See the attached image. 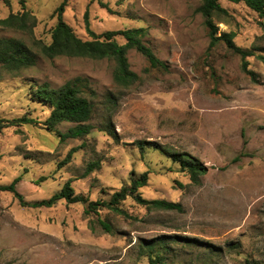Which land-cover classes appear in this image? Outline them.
Segmentation results:
<instances>
[{
	"label": "rangeland",
	"instance_id": "rangeland-1",
	"mask_svg": "<svg viewBox=\"0 0 264 264\" xmlns=\"http://www.w3.org/2000/svg\"><path fill=\"white\" fill-rule=\"evenodd\" d=\"M62 1L25 0L35 26H0V38L21 39L36 53L34 66L0 78V118L35 121L0 133V186L20 177L16 190L24 203L0 191V264H149L142 244L157 237L171 248L168 264H264V19L243 2L219 0L227 11L217 20L219 33H233L234 44L252 53L245 58L248 75L225 43L210 48L196 12L201 0H100L105 7L67 0L63 19L82 40L90 39L86 11L96 34L145 29L144 44L166 69L150 68L129 49L128 66L138 80L123 88L113 80L111 59L41 56L39 43H50L53 13ZM20 12L19 0H0V19ZM76 77L94 92V129L61 142L57 131L73 125L46 129L50 108L31 94L37 86L58 88ZM105 122L114 138L100 131ZM138 141L187 153L207 172L194 185L165 155L141 152ZM93 162L98 168L84 175ZM145 172L142 198L177 203L181 210L147 209L128 197L120 204L128 217L104 208L87 212L89 202L109 200ZM69 180L85 202L30 206Z\"/></svg>",
	"mask_w": 264,
	"mask_h": 264
},
{
	"label": "trees",
	"instance_id": "trees-1",
	"mask_svg": "<svg viewBox=\"0 0 264 264\" xmlns=\"http://www.w3.org/2000/svg\"><path fill=\"white\" fill-rule=\"evenodd\" d=\"M94 1H97L103 7L106 6L100 0H91V2ZM228 1L233 3L243 2L247 7L256 12L260 18L264 19V0ZM66 2L67 0H63L54 10L53 14L56 16L57 22L51 31L50 43H39V53L42 57L46 59H54L56 57L88 58L93 60L111 59L114 62L113 80L118 86L123 88H129L138 80L137 75L128 66L126 55L129 49H133L141 54L147 60L150 68L166 69L165 64L155 56L151 48L144 44L145 29L143 28L105 31L101 34H96L89 27L88 13L86 11L84 14L85 29L90 39L82 40L79 38L63 19ZM19 3L22 7V12L11 13L8 17L0 19L1 27L26 30L35 26L36 19L25 9V0H19ZM196 12L204 19V26L210 39V48L217 46L220 42L225 43L230 51L240 55L242 70L246 74L252 75L253 73L248 70V63L245 60L252 53L234 44L233 33H219L218 24L220 22H217V20L227 15V11L221 7L219 0H201V5L196 9ZM118 37L122 38L125 43L119 44L116 40ZM261 58L264 59V57ZM35 63L36 53L24 41L13 37L0 38V78L2 73L15 74L34 66ZM31 97L33 101L47 105L50 108L48 117L43 121L46 129L56 131L57 126L63 123L73 125L65 132L57 131V136L61 142L66 139H82L88 136L94 129V126L90 124L95 112V104L93 102L94 92L89 88L86 79L76 77L68 80L58 88H51L49 85L43 84L33 89ZM34 123L35 121L27 116L10 120L0 118V133L8 127ZM100 131L108 133L113 138L115 137L114 130L111 129L108 122H105L100 127ZM135 144L141 152L150 148L168 157L172 163L177 164L189 176L190 182L194 185H198L200 178L207 172L204 165L187 153L175 152L154 142L138 141ZM75 151L76 149H72L68 153L66 161L71 158ZM98 166L97 162L90 163L84 175L98 168ZM19 181L20 177L15 178L9 185L0 186V191L12 193L24 205L22 197L16 190ZM147 182L148 175L146 172L137 177L133 176L129 185L123 186L114 192L109 200L89 202L87 212L96 213L99 209L104 208L115 215L128 217L127 212L120 207L121 202L128 197L133 198L136 203L147 209L161 211L181 210L180 205L177 203L142 198L139 189L144 187ZM60 200H66L69 204L85 202L81 196L75 195L71 181L69 180L59 192L52 195L49 199L31 203L30 206L32 208H50ZM100 224L106 232L111 231L109 224L102 221ZM164 239L165 237H157L143 242L142 248L145 250L149 264H168L166 262V255L171 251V248Z\"/></svg>",
	"mask_w": 264,
	"mask_h": 264
}]
</instances>
